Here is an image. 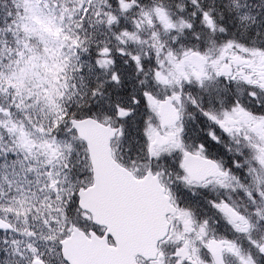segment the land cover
Here are the masks:
<instances>
[{
  "label": "snow or ice",
  "instance_id": "snow-or-ice-1",
  "mask_svg": "<svg viewBox=\"0 0 264 264\" xmlns=\"http://www.w3.org/2000/svg\"><path fill=\"white\" fill-rule=\"evenodd\" d=\"M0 264H264V0H0Z\"/></svg>",
  "mask_w": 264,
  "mask_h": 264
}]
</instances>
